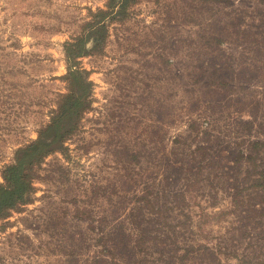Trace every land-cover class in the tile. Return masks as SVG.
<instances>
[{
    "label": "rangeland",
    "instance_id": "1",
    "mask_svg": "<svg viewBox=\"0 0 264 264\" xmlns=\"http://www.w3.org/2000/svg\"><path fill=\"white\" fill-rule=\"evenodd\" d=\"M106 0H0V182ZM80 66L92 106L0 222V264H264V0H139Z\"/></svg>",
    "mask_w": 264,
    "mask_h": 264
},
{
    "label": "trees",
    "instance_id": "2",
    "mask_svg": "<svg viewBox=\"0 0 264 264\" xmlns=\"http://www.w3.org/2000/svg\"><path fill=\"white\" fill-rule=\"evenodd\" d=\"M138 2L106 0L104 8L90 11L80 35L65 43L68 66L62 79L67 84V93L58 95L50 120L40 127L37 138L20 147L13 162L4 167L0 182V222L30 202L39 168L52 154L65 151L67 141L77 133L92 106L94 84L90 72L80 66L79 60L103 52L110 26L126 20Z\"/></svg>",
    "mask_w": 264,
    "mask_h": 264
}]
</instances>
